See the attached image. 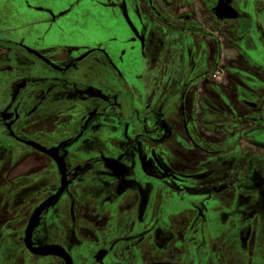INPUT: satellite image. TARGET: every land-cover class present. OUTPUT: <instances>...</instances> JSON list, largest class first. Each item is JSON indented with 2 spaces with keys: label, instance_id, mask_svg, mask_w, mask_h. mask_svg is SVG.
Listing matches in <instances>:
<instances>
[{
  "label": "flooded vegetation",
  "instance_id": "af4514ba",
  "mask_svg": "<svg viewBox=\"0 0 264 264\" xmlns=\"http://www.w3.org/2000/svg\"><path fill=\"white\" fill-rule=\"evenodd\" d=\"M111 1L139 48L138 87L119 66L126 49L115 61L100 46L43 53L0 38V264H67L25 243L62 182L28 142L56 149L65 176L31 249L58 246L71 264H264V70L250 61L264 0ZM80 142L110 152L77 158ZM156 187L202 202L182 212ZM115 247L135 257L114 259Z\"/></svg>",
  "mask_w": 264,
  "mask_h": 264
},
{
  "label": "crops",
  "instance_id": "0c3cea01",
  "mask_svg": "<svg viewBox=\"0 0 264 264\" xmlns=\"http://www.w3.org/2000/svg\"><path fill=\"white\" fill-rule=\"evenodd\" d=\"M112 2L0 0V38L21 42L43 53L51 48L100 46L115 61L126 49L119 66L129 85L138 87L139 48L129 42L131 31Z\"/></svg>",
  "mask_w": 264,
  "mask_h": 264
},
{
  "label": "rangeland",
  "instance_id": "374dc122",
  "mask_svg": "<svg viewBox=\"0 0 264 264\" xmlns=\"http://www.w3.org/2000/svg\"><path fill=\"white\" fill-rule=\"evenodd\" d=\"M250 61H252V63L255 65V68H260L261 70H264V47H257L256 49H253L251 51ZM249 77H251V76H249ZM246 87H247L248 91L249 90L252 91L254 89V87H255V84L250 85V84L247 83ZM263 116H264V108H263ZM247 144H248V142L243 144V147H246ZM103 150H104V152L105 151L106 152H110L109 148L107 147V145L104 142H102L100 144V146H97L96 148H94L92 150H84L83 143L80 142L74 148H72V150H71L72 152L71 153L73 155H75L77 158H81L82 156H88V155H91V154L100 155V153L103 152ZM155 195H159V198L161 200H163V203H165V204L166 203H171L172 205H174L176 207L177 210L182 209V212H184L185 209L193 208L194 205H199L202 202L201 199H197V198L195 199V197H193V195H189V194H185L184 197H181V199L179 197L174 196V198H175L174 199L170 195L166 194V191H163V188H159V187H156ZM165 214L168 215L167 213H164V215ZM122 221H119L120 224H118V226L117 225L111 226V223L108 224L107 229H106L107 238H111L113 236H116V232L118 230H120L121 226H122L121 227L122 229H125L128 226V222H127L126 219H123ZM203 222H204L203 225H206L205 229H207L209 227V225H213L212 224L214 222L213 214L211 212L207 213L205 215V220ZM207 236L210 237V238H214V239L219 237V235L216 233L215 230L206 232L205 235L202 236L203 244H205ZM97 240L100 241L101 238H98ZM102 240L110 241V240H113V239H110V240L109 239H102ZM102 240H101V242H104ZM85 250H88V249H85ZM84 254H87V252L81 253V257L83 258L84 262H88L89 258L87 256H84ZM133 254H134V251H132L131 253H123L122 250H121V247H118V248L115 247L111 251V257L113 256L114 259H119V260H121L123 262L126 261V260H130L131 261L135 257V256H133ZM24 255L29 257V258H32V259H37V263L38 264H44V262H43L44 260H50L51 259L49 257H39L38 258V257H34V256H32L30 254H27V253L24 254Z\"/></svg>",
  "mask_w": 264,
  "mask_h": 264
},
{
  "label": "water",
  "instance_id": "95a60500",
  "mask_svg": "<svg viewBox=\"0 0 264 264\" xmlns=\"http://www.w3.org/2000/svg\"><path fill=\"white\" fill-rule=\"evenodd\" d=\"M27 144L31 145L33 148H35L36 150L40 151V152H43L47 155H49L51 158H53L57 165H58V168L60 170V173L62 175V182H61V188L58 190V192L49 197L44 203H42L37 209L36 211L34 212V214L32 215L30 221H29V224H28V227H27V230H26V233H25V243H26V246L35 254L37 255H51V256H57V257H60L62 259H64L66 261L67 264H71L70 263V260L69 258L67 257L66 253L58 246H51V247H45L41 250H36V249H31L30 248V243H29V240H30V234H31V231L34 227V225L36 224L37 222V219H38V216L39 214L41 213V211L49 206L52 201L57 198L63 191L64 189V186H65V181H64V168H63V164L61 162V160L57 157V154H56V149H49V150H46L45 148L43 147H40L39 145L37 144H34V143H31V142H28Z\"/></svg>",
  "mask_w": 264,
  "mask_h": 264
}]
</instances>
